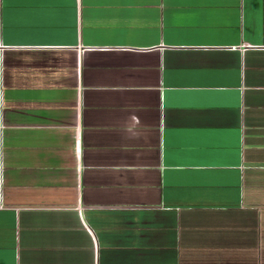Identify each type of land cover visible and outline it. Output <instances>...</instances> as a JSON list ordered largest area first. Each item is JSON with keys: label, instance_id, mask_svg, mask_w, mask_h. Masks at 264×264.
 <instances>
[{"label": "crops", "instance_id": "0c3cea01", "mask_svg": "<svg viewBox=\"0 0 264 264\" xmlns=\"http://www.w3.org/2000/svg\"><path fill=\"white\" fill-rule=\"evenodd\" d=\"M0 264H264V0H0Z\"/></svg>", "mask_w": 264, "mask_h": 264}]
</instances>
